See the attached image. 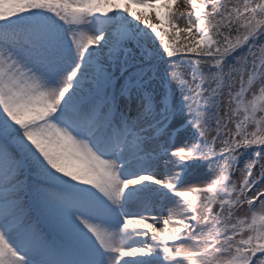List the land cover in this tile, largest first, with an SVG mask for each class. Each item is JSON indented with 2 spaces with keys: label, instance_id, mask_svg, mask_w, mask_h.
<instances>
[{
  "label": "snow or ice",
  "instance_id": "obj_1",
  "mask_svg": "<svg viewBox=\"0 0 264 264\" xmlns=\"http://www.w3.org/2000/svg\"><path fill=\"white\" fill-rule=\"evenodd\" d=\"M0 264H264V0H0Z\"/></svg>",
  "mask_w": 264,
  "mask_h": 264
}]
</instances>
